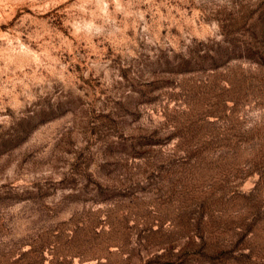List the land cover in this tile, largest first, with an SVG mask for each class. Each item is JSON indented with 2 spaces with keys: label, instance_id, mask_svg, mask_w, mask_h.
<instances>
[{
  "label": "rangeland",
  "instance_id": "rangeland-1",
  "mask_svg": "<svg viewBox=\"0 0 264 264\" xmlns=\"http://www.w3.org/2000/svg\"><path fill=\"white\" fill-rule=\"evenodd\" d=\"M0 264H264V0H0Z\"/></svg>",
  "mask_w": 264,
  "mask_h": 264
}]
</instances>
